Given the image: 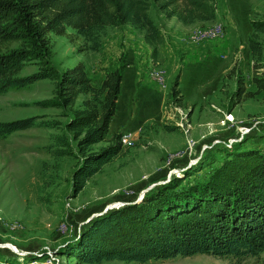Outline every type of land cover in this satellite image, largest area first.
Returning <instances> with one entry per match:
<instances>
[{
  "label": "rangeland",
  "instance_id": "rangeland-1",
  "mask_svg": "<svg viewBox=\"0 0 264 264\" xmlns=\"http://www.w3.org/2000/svg\"><path fill=\"white\" fill-rule=\"evenodd\" d=\"M214 2V17L193 21L180 40L208 50L198 54L193 46L185 47V56L180 57L185 62L175 60V66L158 57L156 47L152 52L150 44L118 45L115 35L120 25L102 27L95 44L69 26L65 30L70 37L52 31L46 34L49 59L57 70L81 61L95 87L107 71L123 64L125 74L107 137L120 132L129 143L121 140L120 150L73 195L71 173L78 152L65 122L88 94L78 93L74 103L64 108L42 104L54 95V80L49 78L0 93V121L33 118L29 127L0 134V264L25 263L30 255L42 251L46 253L43 260L49 257L53 264H264V250L255 256L194 253L142 262L112 259L92 263L77 262L58 249L98 212L138 201L152 187L173 178L178 179L176 188L182 187L207 178L224 162L233 160L243 167L253 157H264V92L241 104L243 110L248 103L259 110L247 113L244 120H237L231 110L243 99L233 104L231 94L237 79L247 90L253 86L252 75L264 73V28L254 30L251 25V21L264 24V0ZM155 5L150 1L147 9L156 10ZM216 23L221 24L220 34H199ZM128 32L139 41L141 28ZM249 38L259 45V57L251 55ZM0 45L3 49L17 42ZM133 55L137 67L131 64ZM126 62L129 65L124 70ZM35 69V64L28 63L20 74ZM180 76L184 89L190 87L191 77L200 79L199 88L190 87L191 95L198 92L195 102L182 100ZM228 111L231 122L224 120ZM256 119L259 122L247 130L241 128ZM60 137L67 139L73 154L53 153Z\"/></svg>",
  "mask_w": 264,
  "mask_h": 264
},
{
  "label": "trees",
  "instance_id": "trees-1",
  "mask_svg": "<svg viewBox=\"0 0 264 264\" xmlns=\"http://www.w3.org/2000/svg\"><path fill=\"white\" fill-rule=\"evenodd\" d=\"M150 1L182 23L212 19L215 14L214 0H0V44L17 42L0 47V93L49 78L54 80V95L42 104L64 108L74 103L78 93L88 94L65 122L78 152L71 173L73 195L120 150V132L109 137L107 132L123 64L107 71L95 87L81 61L57 70L49 59L46 34L52 31L70 37L65 30L69 26L76 35L95 44L102 27L129 23L144 29L143 39L154 52L162 36L146 12ZM251 25L254 30L264 28L259 21H251ZM248 47L251 55L260 56L261 49L251 38ZM28 63L35 64L36 69L20 74ZM251 81L254 91L245 90L237 79L231 94L233 104L264 92V73L253 74ZM171 88L174 93V86ZM32 123V117L0 121V134ZM101 141L105 144L90 148ZM53 153L73 154L65 137L58 138ZM177 183L173 178L152 187L138 201L88 219L71 240L59 246L60 254L74 256L77 262L96 263L112 259L142 262L194 253L255 256L264 250V157H253L243 167L233 160L224 162L207 178L176 188ZM45 254H32L20 264H53L44 262Z\"/></svg>",
  "mask_w": 264,
  "mask_h": 264
},
{
  "label": "crops",
  "instance_id": "crops-1",
  "mask_svg": "<svg viewBox=\"0 0 264 264\" xmlns=\"http://www.w3.org/2000/svg\"><path fill=\"white\" fill-rule=\"evenodd\" d=\"M156 8H157V6H156ZM146 12H147L148 16L152 19L154 24L158 27V29L161 33V36H162L160 42H158L155 45L156 50H157V56L160 58H162V57L165 58V60L168 64L175 66V60H178V62L180 60L182 62H185V59L184 58L180 59V57L185 56V51H186L185 49L189 48L191 46L194 47V48H192L194 50V52H198V54H202L203 51L208 50L207 48L201 47L200 45H190L189 46V45H185L182 41H180L184 38V35H185L184 30H188L194 22L182 23L181 21L177 20L174 15L166 16L158 8L156 10L155 9L152 10L151 8L146 9ZM120 26L121 27L119 28L118 31H116L117 34L115 35V40L118 42V45L120 43H123L122 45H149L142 38V35L144 33V29H141V33H140L141 37H138L139 41H136L137 37L135 39H132L133 37L128 32V30H129V28H131V29L136 28L137 29V27H134L133 25H131L129 23H123V24H120ZM179 49H181L180 52L183 53L184 55H182V56L180 55V52H178ZM130 60H131L132 66L137 67V63H136V59H134V55L132 56V59H130ZM128 65L129 64L126 62L125 66H124V70H125V67H127ZM124 74H125V71H123V73H122L121 81L124 77ZM182 78H183V76H180L179 84H178V86H180V88H181L182 100L186 103L187 102L193 103V102H195V99L199 95H198V92L196 93V90L191 95L190 87L192 85L193 87L195 86L196 89L199 88V86H200L199 80L200 79L197 76H195V79H194V76L191 77L190 87H187L184 89V86H183L184 84H183ZM121 81H120V83H121ZM120 89H121V86L119 87L118 98L116 100V104H117L118 99H119ZM247 90L254 91L255 90L254 84H253V86L250 85V87ZM253 95H260L261 96L262 91L255 92ZM250 98H251V96L243 98L235 106H233V108L231 109L232 114L234 115V117L237 120L242 121V120H244L247 113H254L256 111H259L256 106L251 105L250 103H248L247 110H243L241 108V104L245 101H248V99H250ZM116 104H115V107H116Z\"/></svg>",
  "mask_w": 264,
  "mask_h": 264
},
{
  "label": "built area",
  "instance_id": "built-area-1",
  "mask_svg": "<svg viewBox=\"0 0 264 264\" xmlns=\"http://www.w3.org/2000/svg\"><path fill=\"white\" fill-rule=\"evenodd\" d=\"M221 31H222L221 24L216 23V24H212V26H211L210 28H207L205 31H200L199 34H200L201 36H209V37H212V36H216V35L220 34ZM224 120H227L228 122H231V121L233 120V117H232L230 111L225 112V114H224ZM221 122H223V119H221ZM257 122H259L258 119L254 120V121L252 122L251 125H249V126H244V127H241V128H243L244 130H247V129L250 128L251 126L255 125ZM186 126H187V125H186ZM185 128H186V127H185ZM186 130H187V128H186ZM121 136H122V135H121ZM121 136H120V142H121V140H122L123 142H127V143H129L128 140H125V139H124V137L127 136L126 134H124L123 137H121ZM189 141H192V140L189 139ZM44 262H50V263H52V261L49 259V257H47L46 260H45Z\"/></svg>",
  "mask_w": 264,
  "mask_h": 264
},
{
  "label": "water",
  "instance_id": "water-1",
  "mask_svg": "<svg viewBox=\"0 0 264 264\" xmlns=\"http://www.w3.org/2000/svg\"><path fill=\"white\" fill-rule=\"evenodd\" d=\"M148 188V187H147ZM106 209V208H105ZM105 209H103L102 211L98 212L97 214H101ZM14 250V249H13Z\"/></svg>",
  "mask_w": 264,
  "mask_h": 264
}]
</instances>
